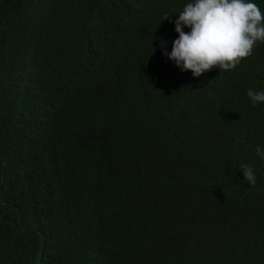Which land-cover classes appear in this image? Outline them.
I'll return each mask as SVG.
<instances>
[{"label": "trees", "instance_id": "obj_1", "mask_svg": "<svg viewBox=\"0 0 264 264\" xmlns=\"http://www.w3.org/2000/svg\"><path fill=\"white\" fill-rule=\"evenodd\" d=\"M188 2L0 0V264H264V43L182 72Z\"/></svg>", "mask_w": 264, "mask_h": 264}, {"label": "clouds", "instance_id": "obj_2", "mask_svg": "<svg viewBox=\"0 0 264 264\" xmlns=\"http://www.w3.org/2000/svg\"><path fill=\"white\" fill-rule=\"evenodd\" d=\"M170 17L165 14L163 20ZM174 23L178 38L170 53L164 42V55L193 77L213 68L233 70L252 55L258 43H264V12L251 0H190ZM185 27L190 31H184ZM247 96L253 105L264 104V91L249 89ZM256 154L264 159L261 147ZM241 170L245 180L255 184L253 169L243 165Z\"/></svg>", "mask_w": 264, "mask_h": 264}]
</instances>
